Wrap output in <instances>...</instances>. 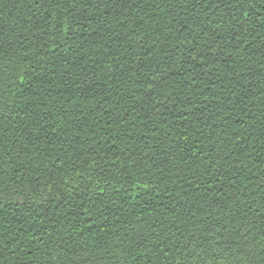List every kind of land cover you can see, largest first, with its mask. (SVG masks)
<instances>
[{"label": "trees", "instance_id": "1", "mask_svg": "<svg viewBox=\"0 0 264 264\" xmlns=\"http://www.w3.org/2000/svg\"><path fill=\"white\" fill-rule=\"evenodd\" d=\"M0 62V264H264V9L0 0Z\"/></svg>", "mask_w": 264, "mask_h": 264}, {"label": "snow or ice", "instance_id": "2", "mask_svg": "<svg viewBox=\"0 0 264 264\" xmlns=\"http://www.w3.org/2000/svg\"><path fill=\"white\" fill-rule=\"evenodd\" d=\"M63 2V0H62ZM79 2V0H67L68 4L75 5ZM239 4L247 3L249 8L255 9L257 6H260L262 9H264V0H236ZM231 6V5H230ZM219 7V5H217ZM50 22V21H49ZM2 62H0V67H2ZM0 118L2 117V114H0ZM261 251L264 252V247L261 248Z\"/></svg>", "mask_w": 264, "mask_h": 264}]
</instances>
